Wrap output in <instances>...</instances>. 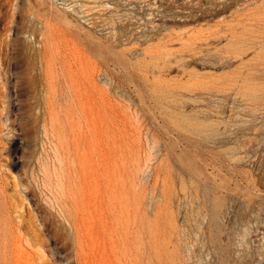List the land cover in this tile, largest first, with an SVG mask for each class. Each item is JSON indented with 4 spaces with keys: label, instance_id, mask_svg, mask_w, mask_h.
<instances>
[{
    "label": "rangeland",
    "instance_id": "obj_1",
    "mask_svg": "<svg viewBox=\"0 0 264 264\" xmlns=\"http://www.w3.org/2000/svg\"><path fill=\"white\" fill-rule=\"evenodd\" d=\"M42 36L57 96L70 67L99 89L104 128L131 143L129 246L124 220L117 248H94L95 264H264V0H0L11 84ZM26 100H0V123L16 119L17 134ZM5 141L0 176L13 195L31 144Z\"/></svg>",
    "mask_w": 264,
    "mask_h": 264
},
{
    "label": "bare ground",
    "instance_id": "obj_2",
    "mask_svg": "<svg viewBox=\"0 0 264 264\" xmlns=\"http://www.w3.org/2000/svg\"><path fill=\"white\" fill-rule=\"evenodd\" d=\"M39 41L24 61L15 62L23 64L26 73L20 83L11 84L10 73L0 67L5 108L25 96L30 112L26 122H18L19 134L16 119L0 123V160L7 149L5 136L31 144L21 160V172L12 176L13 195L0 176V264H54L47 257L55 251L66 252L73 264H95L94 248H117V225L124 220L128 223L122 240L129 246L134 222L131 143L121 144L104 128L100 104L94 100L99 89L86 87L70 67L64 70L68 76L57 96L58 62L48 36ZM38 77L43 85L41 103ZM145 222L142 219L144 228ZM109 260L110 256L102 263L114 264Z\"/></svg>",
    "mask_w": 264,
    "mask_h": 264
}]
</instances>
